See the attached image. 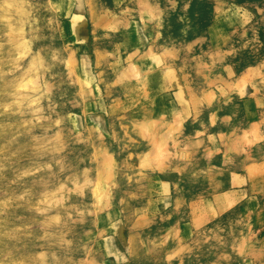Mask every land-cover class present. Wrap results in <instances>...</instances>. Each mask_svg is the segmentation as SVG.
<instances>
[{"label":"rangeland","instance_id":"1","mask_svg":"<svg viewBox=\"0 0 264 264\" xmlns=\"http://www.w3.org/2000/svg\"><path fill=\"white\" fill-rule=\"evenodd\" d=\"M0 264H264V0H0Z\"/></svg>","mask_w":264,"mask_h":264}]
</instances>
